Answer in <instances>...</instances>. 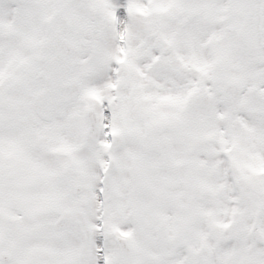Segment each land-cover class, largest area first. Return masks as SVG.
Masks as SVG:
<instances>
[{
  "label": "snow or ice",
  "instance_id": "snow-or-ice-1",
  "mask_svg": "<svg viewBox=\"0 0 264 264\" xmlns=\"http://www.w3.org/2000/svg\"><path fill=\"white\" fill-rule=\"evenodd\" d=\"M0 264H264V0H0Z\"/></svg>",
  "mask_w": 264,
  "mask_h": 264
}]
</instances>
